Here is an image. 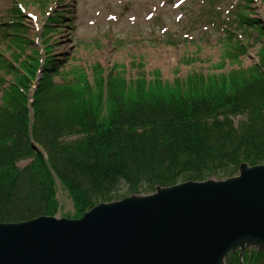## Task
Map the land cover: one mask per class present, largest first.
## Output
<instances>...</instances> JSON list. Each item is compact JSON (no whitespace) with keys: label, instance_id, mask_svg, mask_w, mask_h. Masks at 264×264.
<instances>
[{"label":"trees","instance_id":"trees-1","mask_svg":"<svg viewBox=\"0 0 264 264\" xmlns=\"http://www.w3.org/2000/svg\"><path fill=\"white\" fill-rule=\"evenodd\" d=\"M26 63L0 105V223L55 216L59 187L81 218L122 185L130 195L150 194L234 177L242 164L264 165V46L259 64L245 72L193 75L174 86L124 89L102 79L93 90L82 75L64 86L45 78L31 111L27 89L41 60ZM225 264H241L239 253ZM243 264H264V251L247 252Z\"/></svg>","mask_w":264,"mask_h":264},{"label":"rangeland","instance_id":"rangeland-1","mask_svg":"<svg viewBox=\"0 0 264 264\" xmlns=\"http://www.w3.org/2000/svg\"><path fill=\"white\" fill-rule=\"evenodd\" d=\"M241 16L264 29V0H0V105L29 58H41L29 105L45 78L64 86L82 75L95 90L102 79L125 89L245 72L258 65L264 36ZM129 195L122 185L106 203ZM57 200L55 217H77L62 189Z\"/></svg>","mask_w":264,"mask_h":264},{"label":"water","instance_id":"water-1","mask_svg":"<svg viewBox=\"0 0 264 264\" xmlns=\"http://www.w3.org/2000/svg\"><path fill=\"white\" fill-rule=\"evenodd\" d=\"M250 246L264 250V165L101 204L80 220L0 223V264H223Z\"/></svg>","mask_w":264,"mask_h":264}]
</instances>
